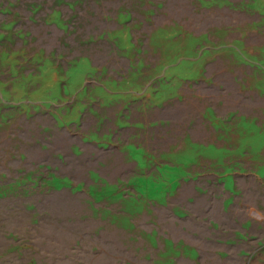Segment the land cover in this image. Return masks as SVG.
Masks as SVG:
<instances>
[{
  "label": "rangeland",
  "instance_id": "rangeland-1",
  "mask_svg": "<svg viewBox=\"0 0 264 264\" xmlns=\"http://www.w3.org/2000/svg\"><path fill=\"white\" fill-rule=\"evenodd\" d=\"M262 134L264 0H0V264H264Z\"/></svg>",
  "mask_w": 264,
  "mask_h": 264
},
{
  "label": "crops",
  "instance_id": "crops-1",
  "mask_svg": "<svg viewBox=\"0 0 264 264\" xmlns=\"http://www.w3.org/2000/svg\"><path fill=\"white\" fill-rule=\"evenodd\" d=\"M250 152L254 154L252 155L254 160L247 161L246 168L253 169V171L247 172V174L241 172L238 175L241 178L245 175L252 179L246 182L245 196H264V134H262V143H254Z\"/></svg>",
  "mask_w": 264,
  "mask_h": 264
}]
</instances>
